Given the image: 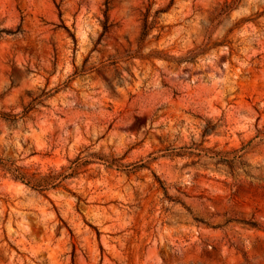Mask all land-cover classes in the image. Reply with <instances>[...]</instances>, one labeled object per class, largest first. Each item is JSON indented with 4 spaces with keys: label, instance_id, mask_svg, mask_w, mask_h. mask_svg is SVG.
<instances>
[{
    "label": "rangeland",
    "instance_id": "1",
    "mask_svg": "<svg viewBox=\"0 0 264 264\" xmlns=\"http://www.w3.org/2000/svg\"><path fill=\"white\" fill-rule=\"evenodd\" d=\"M0 264H264V0H0Z\"/></svg>",
    "mask_w": 264,
    "mask_h": 264
},
{
    "label": "trees",
    "instance_id": "2",
    "mask_svg": "<svg viewBox=\"0 0 264 264\" xmlns=\"http://www.w3.org/2000/svg\"><path fill=\"white\" fill-rule=\"evenodd\" d=\"M216 9H217V11L219 10L218 14L222 15L223 13L232 10V6H231L230 2L225 1L224 3L220 4ZM144 28H145V30L148 29V25L146 23H145ZM105 30H107V25L105 26ZM198 54H199V52H197L195 49L190 50L189 55L187 57L181 58L180 61L181 60L191 61L194 58H196L198 56ZM98 158L100 160L105 161V162H109V164H112V161H110L107 158H104V157H98ZM9 169H10V167H9ZM14 172H17V173H15V177L17 179H20V180L26 182L28 185H31L32 187L44 188L46 185L49 184V181H48L49 176H42L41 178H37L34 174L32 177H30L28 172L22 171L20 168L14 169Z\"/></svg>",
    "mask_w": 264,
    "mask_h": 264
}]
</instances>
